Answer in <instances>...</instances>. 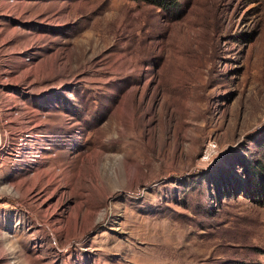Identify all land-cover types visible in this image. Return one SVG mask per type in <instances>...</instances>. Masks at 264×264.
Segmentation results:
<instances>
[{
    "label": "rangeland",
    "instance_id": "374dc122",
    "mask_svg": "<svg viewBox=\"0 0 264 264\" xmlns=\"http://www.w3.org/2000/svg\"><path fill=\"white\" fill-rule=\"evenodd\" d=\"M0 264H264V0H0Z\"/></svg>",
    "mask_w": 264,
    "mask_h": 264
},
{
    "label": "trees",
    "instance_id": "16d2710c",
    "mask_svg": "<svg viewBox=\"0 0 264 264\" xmlns=\"http://www.w3.org/2000/svg\"><path fill=\"white\" fill-rule=\"evenodd\" d=\"M143 1L147 4L154 5L163 10L170 11L178 7L180 0H135Z\"/></svg>",
    "mask_w": 264,
    "mask_h": 264
},
{
    "label": "water",
    "instance_id": "95a60500",
    "mask_svg": "<svg viewBox=\"0 0 264 264\" xmlns=\"http://www.w3.org/2000/svg\"><path fill=\"white\" fill-rule=\"evenodd\" d=\"M1 144H2V134H1V131H0V147H1Z\"/></svg>",
    "mask_w": 264,
    "mask_h": 264
},
{
    "label": "built area",
    "instance_id": "2783aa9c",
    "mask_svg": "<svg viewBox=\"0 0 264 264\" xmlns=\"http://www.w3.org/2000/svg\"><path fill=\"white\" fill-rule=\"evenodd\" d=\"M1 148H2V144H1V147H0V151H1Z\"/></svg>",
    "mask_w": 264,
    "mask_h": 264
}]
</instances>
